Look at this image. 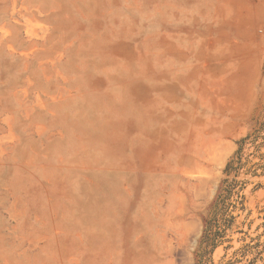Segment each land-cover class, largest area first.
I'll return each instance as SVG.
<instances>
[{"label": "rangeland", "instance_id": "rangeland-1", "mask_svg": "<svg viewBox=\"0 0 264 264\" xmlns=\"http://www.w3.org/2000/svg\"><path fill=\"white\" fill-rule=\"evenodd\" d=\"M0 264H264V0H0Z\"/></svg>", "mask_w": 264, "mask_h": 264}, {"label": "trees", "instance_id": "trees-1", "mask_svg": "<svg viewBox=\"0 0 264 264\" xmlns=\"http://www.w3.org/2000/svg\"><path fill=\"white\" fill-rule=\"evenodd\" d=\"M231 163H232V161L227 164V169L231 167Z\"/></svg>", "mask_w": 264, "mask_h": 264}]
</instances>
